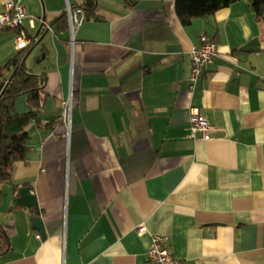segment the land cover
<instances>
[{"label": "crops", "instance_id": "crops-1", "mask_svg": "<svg viewBox=\"0 0 264 264\" xmlns=\"http://www.w3.org/2000/svg\"><path fill=\"white\" fill-rule=\"evenodd\" d=\"M83 1L19 0L33 41L25 66L44 97L1 186L0 264H153L155 234L179 264H264V25L249 2L183 24L174 0H96L71 44L58 19ZM203 33L218 52L190 91ZM14 36L0 29V65L18 51ZM191 106L214 126L210 140L187 136ZM23 185L38 214L16 204Z\"/></svg>", "mask_w": 264, "mask_h": 264}, {"label": "trees", "instance_id": "trees-1", "mask_svg": "<svg viewBox=\"0 0 264 264\" xmlns=\"http://www.w3.org/2000/svg\"><path fill=\"white\" fill-rule=\"evenodd\" d=\"M235 0H174L175 11L183 24L196 18L212 15L216 10ZM252 7L257 21L264 25V0H247ZM96 0H84L78 7L84 13V20L94 15ZM62 28L68 27L66 13L58 19ZM32 43L18 51L3 65H0V83L5 82L14 68L13 78L0 91V202L2 184L10 179L14 162L23 160L27 152L28 133L25 127L39 119L38 112L43 100V80L25 66V57L32 48ZM27 94L28 110L17 113L14 109L15 98ZM43 96V97H42ZM5 235L0 229V252L5 247Z\"/></svg>", "mask_w": 264, "mask_h": 264}, {"label": "built area", "instance_id": "built-area-1", "mask_svg": "<svg viewBox=\"0 0 264 264\" xmlns=\"http://www.w3.org/2000/svg\"><path fill=\"white\" fill-rule=\"evenodd\" d=\"M67 23L70 32L69 42L73 44L76 28L84 20L82 10H72L69 5L66 8ZM26 16L25 8L19 3V0H6L3 10L0 12V29L14 30V44L17 49L26 47L29 43V36L25 30L23 20ZM218 52L217 43L207 34L203 33L199 37V43L193 46L190 51V71L188 89L192 91L199 79L202 77L205 67L212 62ZM72 87H70L68 96L62 101V112L60 121L70 129L71 111L73 107ZM189 132L187 136L191 139L210 140L211 132L214 126L208 119L200 113L199 109L191 106L189 109ZM143 226L138 227L137 232L142 233ZM36 239H40V233L34 234ZM167 236L152 235L147 249L148 259L153 264H179V261L172 255L167 245Z\"/></svg>", "mask_w": 264, "mask_h": 264}, {"label": "water", "instance_id": "water-1", "mask_svg": "<svg viewBox=\"0 0 264 264\" xmlns=\"http://www.w3.org/2000/svg\"><path fill=\"white\" fill-rule=\"evenodd\" d=\"M44 22V21H43ZM43 24L39 26L38 31L42 28ZM17 68H14L11 72L10 76L5 82L0 83V88L3 86V88L8 84V82L13 78ZM3 90L0 91V96L2 94ZM15 202L17 205H22L26 207H34L36 213H39L38 210V204L36 200V196L34 193H32L31 187L28 185H23L17 189V196L15 198ZM33 227L38 230V232L41 234L42 238L45 237L44 228L42 225V220L40 217H33L31 219Z\"/></svg>", "mask_w": 264, "mask_h": 264}]
</instances>
